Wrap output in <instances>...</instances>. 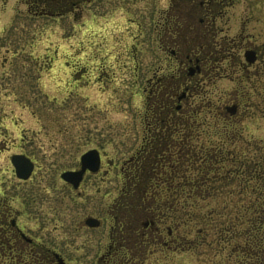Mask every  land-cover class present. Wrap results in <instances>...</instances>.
I'll return each instance as SVG.
<instances>
[{
    "label": "rangeland",
    "instance_id": "374dc122",
    "mask_svg": "<svg viewBox=\"0 0 264 264\" xmlns=\"http://www.w3.org/2000/svg\"><path fill=\"white\" fill-rule=\"evenodd\" d=\"M29 1L33 0H0V149L8 148V156L0 153V195L7 187L9 207L13 212L19 208L22 191L31 187L41 193L51 188L50 193L56 194L52 208L49 209L48 201H43L39 204L42 210L36 220L27 216L18 220L19 223L22 221L26 228H34L41 241L43 238L51 240L56 252L68 264H94L108 242V224L116 215L115 201L119 200V187L124 183L121 175L117 180L118 168L140 146L141 137L148 130V104L151 106L147 98L151 88L148 81L154 73L157 77L160 73L167 75L159 71L161 66L166 67V63H161L166 53L158 47L161 29L157 21L162 9L176 0H94L84 3L81 13L64 11L65 2L71 0H55L54 14L48 16L29 14L24 5ZM102 1L104 5L100 6L98 3ZM255 3L256 0H249V7H257ZM241 4L239 1L236 8L245 17L247 14L242 12ZM249 16L247 32L260 33V39H264V31L256 22L258 14L251 16L250 12ZM238 86L249 90L251 105L240 109L231 121L235 123L231 130L238 134L232 144L227 136H213L212 126H203L194 144H207L209 139L211 144L220 143L227 150L233 149L249 163L256 158V144L264 141V90L261 94L256 89L250 91L251 83ZM235 87L237 83L231 80L218 81L213 95L215 102L224 97L225 91ZM254 87L264 89V78ZM200 119H205L208 125L212 121L209 115H202ZM92 147H103L107 159L113 161L116 168L98 185V193L95 183L94 188L89 184L86 193L88 216L99 217L104 225L76 232L77 221L85 213L68 212L70 203L66 197L69 191L59 175L75 166L79 155ZM20 152L31 156L36 163L33 178L28 183L17 180L7 161L11 154ZM227 167L230 169L228 162L220 173ZM187 168L185 161L180 165V174L190 175ZM165 169V178H171L170 183L175 186L160 193L151 191L150 196H155L152 208L169 218L178 216L180 219V208L172 211L169 204L165 206L157 201L168 197L172 203H180V187L176 188L180 182L178 175L176 172L171 175L172 168L168 165ZM200 174L201 169L189 176V180H193L189 184L196 185ZM215 182L213 186L212 183L206 186L220 188L223 185ZM176 193L174 200L172 195ZM136 194L131 201L139 200L140 193ZM208 203L198 204L195 211L205 213L208 208L221 207L223 202L212 198ZM97 205L100 211H96ZM49 212L54 215L49 216ZM223 219L215 221L219 224ZM176 223L177 219L172 249L150 247L162 252L148 254L146 263L252 264L256 261V255L248 256L234 248L235 244L243 245V237L228 245L222 244L225 247L222 251L220 244L212 243L215 239L212 231L204 238L197 234L198 223L184 227H177ZM3 263L0 258V264Z\"/></svg>",
    "mask_w": 264,
    "mask_h": 264
},
{
    "label": "flooded vegetation",
    "instance_id": "af4514ba",
    "mask_svg": "<svg viewBox=\"0 0 264 264\" xmlns=\"http://www.w3.org/2000/svg\"><path fill=\"white\" fill-rule=\"evenodd\" d=\"M54 1L33 0L24 5L31 15L48 16L54 14ZM93 1L65 2L67 6L64 11L81 13L82 5ZM239 1L243 5L242 12L246 11L245 17L237 11L236 5ZM98 4L101 6L104 2ZM255 5L258 6L249 7V0H176L174 4L162 9L157 21L161 29L157 42L160 51L166 53V57L161 59V63H166V67L161 66L159 71H164L167 75L160 73L157 77L154 73L148 81L151 87L147 97L151 100V106L148 104V130L141 137L140 146L118 168L117 180L121 175L124 183L122 188L119 187L120 198L115 201L116 215H113L112 223L108 224V242L94 264H148V254L162 252L150 247L162 246L163 250L172 249L174 224L177 219L176 225L180 227V219L178 216L169 218L162 211L155 212L156 208H152L155 199L152 201L150 192L160 193L174 188L175 185L170 183L172 179L165 178L166 165L172 168L170 174L174 175L176 172L180 180V147L184 149L185 145L184 136L180 134V116L185 114L186 110H198V121L201 125L198 127L196 140H199L203 126H212L213 136H217L218 128L226 130L227 125L234 126L235 123L231 121L240 109L245 110L251 105L249 90L239 87L240 83H251L253 87L249 88L250 91L256 89L259 94L263 92V88H255L254 85L264 78V39H260V33L254 35L247 32L250 12L251 16L258 14L256 22L260 30L264 31V0H256ZM220 80L236 82L237 87L225 91L224 97H220L216 103L213 95ZM191 101H194L193 104ZM185 105L188 108H184ZM206 106L208 110L205 109ZM202 115H209L210 120L212 118L210 125L205 119H200ZM202 144L204 143L196 145ZM217 146L214 145L215 148ZM91 150L96 152L95 155L83 164L82 155ZM256 151L259 159L258 170L264 174V141L256 144ZM2 152L8 156L7 146L0 149V153ZM14 156H23L32 162L30 176L26 180L17 178L21 183L31 182L36 169L35 161L26 153L11 154L7 161L12 166L14 175L15 169L11 162ZM115 168L116 164L107 159L103 147H92L79 155L75 166L60 173V180L69 191L66 197L70 203L68 212L78 211L81 215L85 213L77 221L76 232L99 229L104 225V221L99 217L88 216L86 193L89 184L94 188V183L98 193V185L103 184ZM65 172L78 174V180H62L61 175ZM177 187H180V182ZM50 191L51 188L40 193L39 189L31 190V187L22 191L19 195V208L11 212L7 187L3 189L0 195V258L4 260L3 264H68L56 252L51 240L43 238L44 241H41L34 228H26L22 221H18L27 216L36 220L38 212L41 214L42 210L39 204L43 201H48L51 209L56 194L53 196ZM137 192L140 193L139 200L131 201ZM157 201L165 206L169 204L172 211H179V202L176 205L172 201H163L162 198ZM169 206L167 205L168 209ZM96 211H100L98 205ZM48 214L54 215L51 212ZM50 220L51 217L47 218L48 222ZM38 251H41L40 255L37 254Z\"/></svg>",
    "mask_w": 264,
    "mask_h": 264
},
{
    "label": "trees",
    "instance_id": "16d2710c",
    "mask_svg": "<svg viewBox=\"0 0 264 264\" xmlns=\"http://www.w3.org/2000/svg\"><path fill=\"white\" fill-rule=\"evenodd\" d=\"M205 109L208 110V106ZM198 119L196 108L186 110V113L180 116V134L184 136L185 141L184 149L180 147V165L186 161L187 172H191L188 176L180 174V226L198 223L200 229L198 228L197 234L204 235V238L212 231L215 238L212 243L220 244L219 250L222 251L225 245L243 237V245L235 244L234 248L246 252L248 256L256 255V261L252 264H262L264 263V174L258 170L259 159L256 156L248 163L246 157L237 156L233 149L227 150L220 143L215 148V144H211L209 139L206 145L194 144L199 132L198 127L201 125ZM231 127L233 128L227 125L226 130L217 129L216 133L221 137L227 136L231 141L230 144L238 135L231 130ZM227 162L230 169L227 167L223 173H220L222 166ZM200 169L198 183L189 184L193 181L189 180V176ZM210 174L212 175L209 176ZM215 181L223 185L220 188L212 187ZM208 183H212V186L207 187ZM176 196L177 193L172 195V198L175 200ZM212 198L221 199L223 202L221 207L208 208L205 213L195 211L198 204H209ZM163 200L171 202L169 201L171 198L168 197ZM221 217L224 218L223 222L217 224L215 220L220 221ZM243 225H246L243 230L237 229Z\"/></svg>",
    "mask_w": 264,
    "mask_h": 264
},
{
    "label": "water",
    "instance_id": "95a60500",
    "mask_svg": "<svg viewBox=\"0 0 264 264\" xmlns=\"http://www.w3.org/2000/svg\"><path fill=\"white\" fill-rule=\"evenodd\" d=\"M95 153V151L91 150L82 155V163L84 164L87 159H92ZM11 162L14 166L15 175L18 179L26 180L30 176L33 169V164L29 159L23 156H14L12 157ZM77 176L78 174L65 172L61 175V179L66 182H75V180H78L76 179Z\"/></svg>",
    "mask_w": 264,
    "mask_h": 264
}]
</instances>
